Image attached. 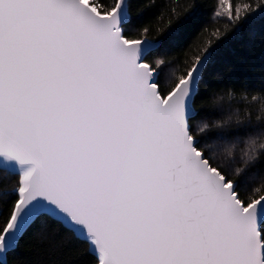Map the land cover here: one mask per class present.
I'll return each instance as SVG.
<instances>
[{
    "label": "water",
    "instance_id": "95a60500",
    "mask_svg": "<svg viewBox=\"0 0 264 264\" xmlns=\"http://www.w3.org/2000/svg\"><path fill=\"white\" fill-rule=\"evenodd\" d=\"M128 19L126 0H0V156L33 167L0 261L51 213L99 264H264V196L245 208L189 135L206 59L162 99Z\"/></svg>",
    "mask_w": 264,
    "mask_h": 264
},
{
    "label": "trees",
    "instance_id": "16d2710c",
    "mask_svg": "<svg viewBox=\"0 0 264 264\" xmlns=\"http://www.w3.org/2000/svg\"><path fill=\"white\" fill-rule=\"evenodd\" d=\"M109 15L118 0H82ZM126 42L157 46L144 58L165 99L206 59L193 101L195 149L245 208L264 196V0H126ZM21 176L0 167V240ZM264 246V223L260 228ZM89 240L54 214L39 215L0 264H99Z\"/></svg>",
    "mask_w": 264,
    "mask_h": 264
},
{
    "label": "rangeland",
    "instance_id": "374dc122",
    "mask_svg": "<svg viewBox=\"0 0 264 264\" xmlns=\"http://www.w3.org/2000/svg\"><path fill=\"white\" fill-rule=\"evenodd\" d=\"M85 2V1H83ZM86 3V2H85ZM0 167L5 168L7 170L17 172L21 176V189H20V195L21 193L26 189L28 180L33 172V167L31 166H20L16 164L13 160L0 156ZM90 244L91 241L88 239ZM93 246V245H91Z\"/></svg>",
    "mask_w": 264,
    "mask_h": 264
},
{
    "label": "bare ground",
    "instance_id": "6f19581e",
    "mask_svg": "<svg viewBox=\"0 0 264 264\" xmlns=\"http://www.w3.org/2000/svg\"><path fill=\"white\" fill-rule=\"evenodd\" d=\"M54 215H56V214H54ZM56 216L59 217L61 219V221H63L64 223H66L68 226H70L69 223H68V221L64 217H60L58 215H56ZM73 230L78 233V230L76 228L73 227ZM90 241H91V245H93V240L90 239Z\"/></svg>",
    "mask_w": 264,
    "mask_h": 264
}]
</instances>
